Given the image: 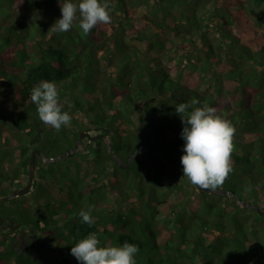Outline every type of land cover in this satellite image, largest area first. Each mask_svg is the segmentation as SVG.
I'll use <instances>...</instances> for the list:
<instances>
[{
	"label": "trees",
	"instance_id": "16d2710c",
	"mask_svg": "<svg viewBox=\"0 0 264 264\" xmlns=\"http://www.w3.org/2000/svg\"><path fill=\"white\" fill-rule=\"evenodd\" d=\"M60 2L0 0V196L29 182L35 148L57 158L88 132L82 150L37 157L29 194L0 199V214L27 229L23 242L0 231V264H81L71 248L90 233L100 246L138 245L136 264H264V19L247 0H108L110 24L85 36L77 13L57 34ZM101 58L115 71L101 76ZM44 80L72 117L59 132L31 101ZM192 99L236 129L233 170L218 188L229 194L192 193L177 163L185 141L175 108ZM151 141L161 147L131 158ZM101 184L119 201L111 209L92 198ZM89 208L91 225L79 216Z\"/></svg>",
	"mask_w": 264,
	"mask_h": 264
},
{
	"label": "clouds",
	"instance_id": "9594fccd",
	"mask_svg": "<svg viewBox=\"0 0 264 264\" xmlns=\"http://www.w3.org/2000/svg\"><path fill=\"white\" fill-rule=\"evenodd\" d=\"M62 17L50 30L53 33L68 32L78 19L82 33L87 36L98 24L111 23V7L108 0H63L60 2ZM31 101L37 106L40 121L59 132L62 126L70 125L72 119L67 111H62L60 97L55 82L41 81L31 89ZM67 103V101H65ZM192 99L189 103L176 106V113L184 124L181 138L185 141L180 163L183 176L191 184L202 189L215 190L222 187L232 172L231 156L234 151L235 127L232 122L217 113L215 107ZM192 108L189 113L188 109ZM186 117V118H185ZM82 222L91 225V209H81ZM95 233L80 239L71 248L73 255L81 264H136L135 256L139 246L125 241L121 246H100Z\"/></svg>",
	"mask_w": 264,
	"mask_h": 264
},
{
	"label": "rangeland",
	"instance_id": "374dc122",
	"mask_svg": "<svg viewBox=\"0 0 264 264\" xmlns=\"http://www.w3.org/2000/svg\"><path fill=\"white\" fill-rule=\"evenodd\" d=\"M247 3H248V5L250 6V8H251V10H252V12H254V17L255 18H257L258 20L259 19H264V9L262 8V5L264 4V0L262 1V2H259V1H254V0H247ZM131 5H135V6H137L138 5V2L137 1H135V3H133V4H131ZM7 8V7H6ZM255 10V11H254ZM8 11V10H7ZM256 19V20H257ZM257 20V21H258ZM260 21V20H259ZM262 29H264L263 27H261ZM175 51V50H174ZM104 53V50H101L100 52H99V56H101V54H103ZM167 54L164 56V61L166 62V63H169V66H170V64L172 65V66H170V68H171V71H173L174 69H176V63L175 62H178V60L177 59H172V60H169V57H171V56H174L173 54H171L170 52H166ZM100 68H101V76L102 75H105L106 73L104 72V71H106L107 73H110V72H113V71H115V67H114V64L113 65H108V61L105 59V58H101V60H100ZM104 69V70H103ZM58 88L63 92V93H69L70 92V87H69V85H66V82H61V83H59L58 84ZM93 96L96 98V99H98V98H100V96L101 95H97L96 93H94L93 94ZM5 112V111H4ZM106 140H107V142H108V144H110V139H108L107 137H106ZM149 142H147L146 144H148ZM84 148V143H83V141H81V145H80V147H79V150H82ZM126 167H128V165L126 166ZM126 167H122L123 169H125ZM127 178V180L129 179V176H127L126 177V175H125V172L124 171H122V175H120L119 176V179L120 180H124V179H126ZM184 180L186 181V183H187V185L191 188V191H192V193H198V190L196 189V187H195V185H193V184H191L190 183V181L187 179V177H184ZM118 185H120L119 183H118ZM118 188H119V186H118ZM124 189L125 190H127V185L124 187ZM130 192H132V195L133 196H136V192H134V191H130ZM109 195H112L111 194V192H110V188L107 186V185H105V184H101V185H99L98 186V188H97V191H96V193L93 195V199L96 201V202H98L99 204H101V203H104V207L106 208V206L108 207V209L110 208L111 209V206L112 205H114V206H116L117 204H118V202L119 201H110V197H109ZM182 197L181 196H179L178 194H176V193H173V194H171V196H170V200L171 201H179L180 199H181ZM131 199H133V198H131ZM121 201V200H120ZM115 202V203H114ZM108 211V210H107ZM1 228H0V231L1 232H7V231H11L12 233V235L17 231L18 232V238L23 242V241H25V239H26V227L24 228L23 226H21V223H19V222H17V221H15V220H13L12 218H9V220L8 221H5V223H4V225H2V226H0Z\"/></svg>",
	"mask_w": 264,
	"mask_h": 264
},
{
	"label": "water",
	"instance_id": "95a60500",
	"mask_svg": "<svg viewBox=\"0 0 264 264\" xmlns=\"http://www.w3.org/2000/svg\"><path fill=\"white\" fill-rule=\"evenodd\" d=\"M88 132L87 131H82L80 136H79V139L77 141V145L75 148H73L72 150L64 153L63 155H60L58 156L57 158L59 157H63L65 155H68L72 152H75L79 149L80 145H81V141L83 140V138L85 137V135L87 134ZM97 136H93L92 139H95ZM102 137H105L104 135H102ZM153 145H158L159 147H161V143L160 142H156V141H151L149 142L148 144H146L145 146H140L138 147V149L135 151V153L132 155L131 158H134L135 155L137 153H139L140 151L143 150L144 147H151ZM108 147H109V150L111 152V154L113 155V157L120 163L121 167H126L128 165V162H123L114 152L113 148L111 147L110 144H108ZM40 157L41 159L43 160H55L57 158L55 157H46L43 155L42 153V150L40 148H35L33 151H32V154H31V160H30V167H29V171H30V177H29V182L24 185V186H21V187H16L12 190V192L6 196H0V199H4V198H7V199H10V198H14V197H17V196H21V195H26V194H29L33 188H34V183H35V178H36V169H37V166H36V159L37 157ZM180 166H182V164L178 161L177 162ZM199 189H202L200 188L199 186H197ZM205 191H208L210 193H214V194H229L230 192H223L221 189H215V190H211V189H203ZM244 205H248V206H253L252 204L250 203H247V202H244ZM255 208L257 209H260L258 206H255ZM6 220V217L1 215L0 214V225H2L4 223V221Z\"/></svg>",
	"mask_w": 264,
	"mask_h": 264
},
{
	"label": "flooded vegetation",
	"instance_id": "af4514ba",
	"mask_svg": "<svg viewBox=\"0 0 264 264\" xmlns=\"http://www.w3.org/2000/svg\"><path fill=\"white\" fill-rule=\"evenodd\" d=\"M6 217V220L5 221H8L9 220V218H12V217H10V216H5ZM13 220H14V218H12ZM5 221H4V223H5ZM4 223L2 224V225H4ZM2 225H0V226H2ZM1 228V227H0ZM17 232V231H16Z\"/></svg>",
	"mask_w": 264,
	"mask_h": 264
}]
</instances>
